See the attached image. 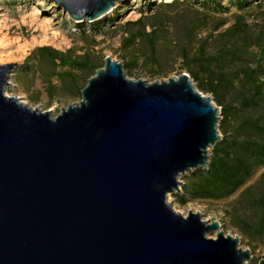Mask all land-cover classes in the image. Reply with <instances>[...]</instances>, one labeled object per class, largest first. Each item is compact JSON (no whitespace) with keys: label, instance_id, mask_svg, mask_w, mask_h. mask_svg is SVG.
<instances>
[{"label":"water","instance_id":"obj_1","mask_svg":"<svg viewBox=\"0 0 264 264\" xmlns=\"http://www.w3.org/2000/svg\"><path fill=\"white\" fill-rule=\"evenodd\" d=\"M52 1L94 22L127 0ZM15 66L0 64V264L253 259L219 221L167 201L222 140L220 108L189 74L132 79L107 56L81 100L53 116L6 94Z\"/></svg>","mask_w":264,"mask_h":264},{"label":"rangeland","instance_id":"obj_2","mask_svg":"<svg viewBox=\"0 0 264 264\" xmlns=\"http://www.w3.org/2000/svg\"><path fill=\"white\" fill-rule=\"evenodd\" d=\"M213 1L218 9L209 6ZM233 1L127 0L100 20L76 22L52 0H0V64H16L17 67L10 76L11 85L6 94L19 97L32 107L50 110L53 116L81 100L82 95L72 91L70 79L60 81L58 78L70 68L62 67L36 51L41 46L69 52L79 59L97 60L98 65H103L105 58L111 56L124 63L130 78L148 82L178 77L183 73L190 75V67L206 80L208 74L203 63L213 59V62L217 60L218 64H224L229 51L240 50L241 54L228 55L227 68L264 63L259 47L264 43V2L250 0L248 6L241 8ZM140 17H144L147 32L156 31L153 51L148 37L135 44L127 40L131 32H137L140 27L128 25L127 21ZM238 21L245 25V34L241 32L234 37L226 34V30ZM131 59L138 64L130 69L127 65ZM193 81L201 92L213 98L212 93L200 88L199 81ZM246 90H240L239 86V90L231 91L226 97L225 103L234 106L227 136L243 138L251 134L242 125L247 118L256 117L257 110L247 111L238 99L239 93ZM214 104L220 108L223 118L222 106L216 101ZM218 129L223 139L220 123ZM191 172L181 180L185 182L184 178ZM263 172L264 168L258 169L240 190L228 198H196L180 203L176 196L168 194L167 201L185 216L190 211H197L207 221H219L222 231L238 236L241 246L251 249V260L260 264L264 259ZM207 237L216 238V232Z\"/></svg>","mask_w":264,"mask_h":264},{"label":"trees","instance_id":"obj_3","mask_svg":"<svg viewBox=\"0 0 264 264\" xmlns=\"http://www.w3.org/2000/svg\"><path fill=\"white\" fill-rule=\"evenodd\" d=\"M259 1L264 2V0ZM233 2L244 8L248 6L250 0H234ZM213 4L214 1L209 3V6L219 8ZM143 20L144 17H140L135 21H127L128 25L140 26L137 32H131L127 40H130L131 44H135L148 37L149 47L153 51L155 49L156 31L152 29L147 32ZM243 26L245 25L238 21L226 30V34H231L232 37L241 32L245 34ZM259 47L261 54L264 55V43L259 44ZM36 51L62 67L70 68L69 71L60 73L58 78L60 81H65L66 78L70 79L72 91L79 95H82V89L86 86L88 79L96 74L100 66H104V63L98 65L97 60L79 59L69 52H63L51 46H41L36 48ZM239 54H241L240 50L229 51L224 57V64L223 62L218 64L217 60L213 62V59H207L203 63L208 74L206 80L201 78L193 68L188 69L190 76L199 81L200 88L212 93L214 101L222 106L221 115L223 118L220 122V128L224 136L212 148L209 167L192 171L189 176L184 178L182 191L173 193L180 203H186L188 200L196 198H228L240 190L258 169L264 168V63L258 65L241 64L236 69L227 68L229 67L227 56H239ZM30 58L31 56L27 60ZM137 64V61L131 59L127 66L131 69L133 65L137 66ZM239 86L240 90L247 89L239 93L238 99L241 105L247 111L257 110L256 117L247 118L243 122L242 128L251 132L243 138L226 135L234 106L226 104L225 100L231 91L239 90ZM262 221V226H264V219ZM248 264H257V262L251 260ZM260 264H264V259L261 260Z\"/></svg>","mask_w":264,"mask_h":264}]
</instances>
